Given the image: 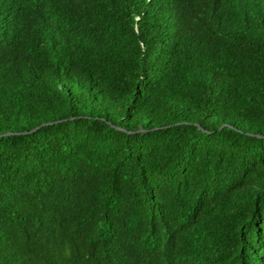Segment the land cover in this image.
Listing matches in <instances>:
<instances>
[{"label": "trees", "instance_id": "1", "mask_svg": "<svg viewBox=\"0 0 264 264\" xmlns=\"http://www.w3.org/2000/svg\"><path fill=\"white\" fill-rule=\"evenodd\" d=\"M0 264H264V0H0Z\"/></svg>", "mask_w": 264, "mask_h": 264}]
</instances>
